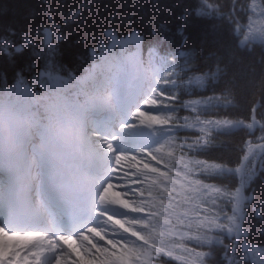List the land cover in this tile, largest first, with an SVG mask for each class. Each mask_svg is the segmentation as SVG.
Here are the masks:
<instances>
[{
  "label": "trees",
  "instance_id": "1",
  "mask_svg": "<svg viewBox=\"0 0 264 264\" xmlns=\"http://www.w3.org/2000/svg\"><path fill=\"white\" fill-rule=\"evenodd\" d=\"M254 8L264 0H0V100L21 83L40 111L65 108L112 56L107 29L116 41L139 36L145 64H160L171 141L152 173L173 180L141 183L139 206L153 221L173 198L189 235L162 239L153 264H264V40L246 33ZM45 74L68 84L55 90ZM178 160L190 168L176 171Z\"/></svg>",
  "mask_w": 264,
  "mask_h": 264
},
{
  "label": "rangeland",
  "instance_id": "2",
  "mask_svg": "<svg viewBox=\"0 0 264 264\" xmlns=\"http://www.w3.org/2000/svg\"><path fill=\"white\" fill-rule=\"evenodd\" d=\"M254 9L255 12L252 16L250 27H248V32L246 33H249L254 39L264 40V10L260 8ZM110 38L112 42L110 45L112 56L105 58L108 68L107 65L105 67L96 62L93 70L80 81L85 86L82 95H70L72 96V100L65 104V108L49 110L46 113L40 111V104L36 100L32 88L18 83L11 95L0 100V114L11 115L13 119H16L20 115L23 125L22 127L18 126V128L14 127L15 133L19 137L31 136L30 138H33V141L30 143L31 146H29L32 147L31 149L28 147L29 149L27 150L26 146H19V149L18 146L16 147V153L24 151L21 159L19 157H17L18 159L15 158L18 164L22 166L23 164L33 165V152L37 154L42 152V148L36 143L38 136L44 138L43 141L45 142L47 136L50 134L56 132L58 136H63V132L65 131L71 137L73 136L72 139H75V131L71 130L70 126L75 122V117L84 126H87L88 121L85 118V111L91 103L95 102L97 109L101 107L105 109H101L103 112H107V108L109 107L111 113H120L124 118L119 119L117 123L121 127L125 126L129 129L132 136L130 140L134 142L135 136H142L139 138L142 141L140 144L141 149L130 157L125 159L114 157L120 150L108 149L107 147L111 141L119 140V138L116 133L104 134L100 129L102 124L99 123L98 119H95V123L100 132L90 129V125L88 124L89 127L87 126V130L82 136L86 139H97L102 149L89 148V151H84L82 148L78 149L76 146L71 145L72 139L66 140L65 143L58 146L67 155L65 156L67 163L62 167L66 171L76 168L75 174L83 173L82 170L84 169L79 164L82 163L79 159L81 156L83 158L85 156L87 162L90 164L93 162L92 158H101L103 159L101 163L106 164L102 172L98 174L99 177L91 175L90 171L84 170L92 181V188L97 193L94 198L95 215L85 231L76 233L81 235V237L89 236L97 228L96 224L99 220V215L103 214L111 221L109 223L110 230L106 233V237H103L105 240L103 242L107 244L108 252L113 254L106 257L103 260V264H153L154 259L160 255L158 247L162 239H179L189 235L188 230L183 225V216L176 212L177 203L173 198H169L167 202L160 205L158 217L153 221L151 216L139 206L145 199V196L140 192L139 185L141 183L156 180L162 189H166L171 185L170 183L173 180L171 174L156 178L152 173V169L156 166L159 164L165 165L166 163L159 159L155 152L163 147L169 149L171 141L169 134L164 133V131H168V127L166 126L169 122V105L165 101L164 94L160 88L163 70L158 63L151 66L145 64L141 50V38L139 36L131 34L118 41L113 36ZM115 44H118L116 51V48L114 49ZM128 56H131L132 62L136 65L139 74L136 82L140 83L144 88L143 94H145V97L142 99H146V97L150 98L145 106H141L140 98L136 96L135 88H132L131 91H127V95L122 93L120 97L118 96L120 98V107L115 111L101 93L107 90L106 88L113 89L118 87L125 78L130 67L129 62H127ZM43 76L55 90H61L68 84V81L60 76H50L48 74ZM143 80H147V83H144ZM104 87L105 89L103 90ZM57 122L61 127L57 126ZM7 128L13 131L10 125H7ZM146 135H154L148 144L144 141V138L147 137ZM107 136H109V140L105 139ZM257 149L260 150V148ZM53 158L56 160L60 159V157L56 158L54 155L52 160ZM189 168L188 162L182 160L176 162V171H186ZM27 176L30 177L31 175L28 173ZM106 178L109 183L108 189L102 187ZM176 184L180 187L183 185L182 181H176ZM34 187L36 188V184L33 185ZM108 192H114L110 202L104 201ZM113 201H118V205L113 206ZM0 227L6 228L3 221L0 222ZM5 230L9 232V235L2 237L4 241L13 239L15 234H17V232ZM19 234H21L22 239H26L30 235L28 233ZM63 234L56 233L55 236L59 238V242L62 241L60 244L63 248L69 249V244L66 242L65 235ZM134 245L141 246L138 254L134 253ZM67 259L69 261L70 257L68 256ZM2 263L25 264L19 263L17 260L13 262L2 260Z\"/></svg>",
  "mask_w": 264,
  "mask_h": 264
},
{
  "label": "bare ground",
  "instance_id": "3",
  "mask_svg": "<svg viewBox=\"0 0 264 264\" xmlns=\"http://www.w3.org/2000/svg\"><path fill=\"white\" fill-rule=\"evenodd\" d=\"M127 62H129L130 65L129 71L118 87L113 89L106 88L107 90L102 93L100 92L101 95L103 94V96L108 100V103L112 108L115 109V111H117L120 107V95L122 93L127 94V91H131L132 88H135L136 96L140 98L139 100L141 101V106H145L148 102V99L150 98L146 97V99H142L145 97V94H143L144 88L140 85V83L138 84V82H136L139 75L136 65L132 62L131 56H128ZM143 82L147 83V80H143ZM96 106V103L93 102L85 111V118L88 121L87 126L89 124L90 129L98 131L95 124V119L93 117L101 118L106 115V118L111 124V129L104 131H106L107 134L116 133L119 138V140L111 141L107 147L108 149L120 150L118 154L114 155V157L125 159L139 151L141 149L140 144L142 142L139 138L142 136H135V141L132 142L130 140L132 136L129 129L125 126L121 127V125L117 123L119 119L124 117L120 113H111L109 107L107 108L108 112L103 113V111H101L103 108L101 107L97 109ZM7 125H10L13 131H10L9 128H7ZM22 125L23 122L20 115H18L16 119H13L11 115H7L5 113L0 114V134L3 128L8 130V133L4 139H2L0 136V171L1 169H6V171L10 172V174H2L0 172V179L10 177L12 179V184L18 186L20 185L25 191L26 188L28 190L32 189L33 185L42 178V182L39 183L37 188L43 186V191H46L48 187L52 186L53 189H56L55 193L60 195V200L65 202L70 201L74 203L75 206L80 203V200L81 202H85V198H87L89 195L91 196L95 191L94 188H92V181L89 178V175H87L84 170L87 172L90 171L91 175L99 177L98 166H91V164L87 162L86 157L84 156L83 158L82 156L79 159L83 164H79H82V169H84L82 170L83 173L75 174L77 171L76 168H73V170L69 169L67 171L62 168L65 166L64 164L67 163L65 161V156L67 155L63 152V150H60L58 146L62 145V143H65L66 140L73 138V136L71 137L70 134L65 131L63 132V136L61 135L62 137L60 135L58 136V133L56 132L50 134L47 136V140L45 142L43 141L44 138L41 136H36L38 138L36 143L40 146V148H42V152L38 154L33 152V165H19L14 158L19 157L21 159V157H23L24 151H19L16 153V147L18 146L19 149L20 147L26 146L27 150L32 148L29 147L31 146L30 143L32 141L30 135V137H19L15 133L14 127L18 128V126L22 127ZM57 126L61 127L58 122ZM87 126H84L82 122L77 117H75V122L70 126V128L71 130L75 131L74 133L76 138L72 139L70 144L76 146L78 149L82 148L84 151H89V148L102 149L97 139L91 140V138L86 139L84 136H82L89 127ZM146 136L147 137L144 138V141L146 144H148L153 139L154 135ZM108 138L109 136H107L105 139L109 140ZM89 143L90 145H88ZM7 148L9 149L10 154L9 158L4 160L3 153ZM53 155L56 158L60 157V159L56 160L53 158L52 160ZM28 173L31 175L29 178L26 176ZM2 181L3 180H0V183ZM61 183L64 184V187H59ZM103 183L104 184H102V187L107 188L109 185L107 178ZM57 186L59 188H57ZM63 190H65V192H62ZM73 191H77L78 194ZM113 193L114 192H108L104 201L110 202ZM96 195L97 193H95L94 198ZM7 198L8 195L0 193V208L6 203ZM78 198H80V200H78ZM30 200L31 198H29V201ZM112 205L117 206L118 201H113ZM94 207L95 205L91 210L92 218L95 215ZM29 213L30 218L33 220H36L39 217L38 210L36 208L30 210ZM81 215L82 214H79V219ZM98 219L99 220L96 224V230L90 233L89 236L81 237L79 234L76 235L73 233H66L65 238L66 242L69 244V249L63 248V246L60 244L62 241L59 242V238L55 237L54 235L59 231V229H64V220L60 222L59 227H53L52 224L45 223L41 225L43 230L42 233H39L36 237H27L26 239H22L21 234H15L13 239L4 241L2 237H7L9 232L0 227V264H4L2 263V260L7 262H13L17 260V262L25 264H103V260L106 257L113 255L111 252H108L106 247L107 244L103 242V237H106V233L110 230L109 223L111 221L103 214H100ZM2 220L3 218L0 211V222ZM54 220H57V217ZM68 256L70 257L69 261L67 259Z\"/></svg>",
  "mask_w": 264,
  "mask_h": 264
},
{
  "label": "water",
  "instance_id": "4",
  "mask_svg": "<svg viewBox=\"0 0 264 264\" xmlns=\"http://www.w3.org/2000/svg\"><path fill=\"white\" fill-rule=\"evenodd\" d=\"M111 34H112V30L107 29V30L105 31V36H106V37L111 36ZM244 164H245V162H243L241 168L244 166ZM241 168H240V170H241ZM228 264H230V262H229Z\"/></svg>",
  "mask_w": 264,
  "mask_h": 264
}]
</instances>
